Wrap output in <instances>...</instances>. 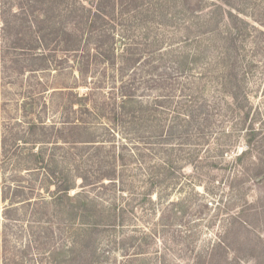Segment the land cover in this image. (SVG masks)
Wrapping results in <instances>:
<instances>
[{
	"label": "rangeland",
	"instance_id": "1",
	"mask_svg": "<svg viewBox=\"0 0 264 264\" xmlns=\"http://www.w3.org/2000/svg\"><path fill=\"white\" fill-rule=\"evenodd\" d=\"M207 1L202 8L195 1L193 15L179 8L182 16L166 21L165 29L152 25L148 41L155 42L146 53L138 30L139 65L123 77L95 64L85 83L61 59L53 64L61 69L23 77L0 64V264H264V176H256L264 170V0H231L233 9L224 7L243 21L237 42L239 62L248 68L247 99L238 100L224 91L220 39L203 35L217 26L227 32L224 11L203 26L205 14L223 4ZM1 28L0 20V35ZM66 88L94 112H63ZM122 92L138 103L125 101ZM122 102L128 110L118 108ZM26 114L57 125L38 130L47 153L66 119L86 122L88 138L98 142L59 141L53 150L59 168L67 164L87 178L77 179L70 195L119 218L93 233L89 249L81 236L94 214L84 224L62 219L47 173L11 161L16 139L26 138ZM64 136L71 138L69 129Z\"/></svg>",
	"mask_w": 264,
	"mask_h": 264
},
{
	"label": "trees",
	"instance_id": "2",
	"mask_svg": "<svg viewBox=\"0 0 264 264\" xmlns=\"http://www.w3.org/2000/svg\"><path fill=\"white\" fill-rule=\"evenodd\" d=\"M10 1L0 0L2 23L0 64L3 63V70L6 72L12 70L13 75L23 77L30 73L45 72L54 67L61 69L63 65L53 66L55 61L61 59L59 64L69 63V69L73 73L77 72L78 78L85 83L94 74L91 67L95 64L116 69L120 77L135 71L140 61L138 46L134 40L138 30H142L145 36L146 49L143 52L146 53L155 42V37L148 41L153 31L152 25H160L161 29H165L168 27L166 21L182 16L179 8L186 15H193L195 10L191 11V6L195 1L198 2L200 8L203 7L202 5L209 4L207 0H15V4ZM217 1L223 5H216V10L205 14L204 27H208L214 16H218L216 12L224 11L225 6L233 9L231 0ZM174 5L177 6L174 7ZM171 11L172 13H169ZM224 14L228 21L227 32L220 31L217 26L216 30L210 29L203 32V35L213 36L215 34L216 40L220 39L219 43L222 48L218 50L217 63L224 69V91L233 100L247 99L245 81L248 68L239 62L237 42L242 35L239 26L243 21L232 11H224ZM160 43L158 40V47ZM185 60L180 66L183 72L187 71L189 57L186 56ZM148 72L150 73V69ZM66 89V92L65 90L61 92L69 96L63 112L69 110L74 113L94 112L95 108L85 103L86 98L75 94L73 88ZM122 96L127 102L138 103L133 94L123 93ZM75 106L78 108H74ZM118 108L128 110L123 102ZM25 113H27L26 110ZM26 115L30 118L25 132L26 138L23 142H17L20 139H16L17 150L15 149L10 156L11 161L17 165L24 162L26 170L35 169L47 173L51 179L48 181H52L51 186L55 188V196L51 203L60 210L61 215L68 217L61 216L62 219L79 221L84 224L94 214L92 215L94 220L87 224L88 226L85 227L87 230L81 236V242H83L81 245L84 249H89L93 233L101 229L102 225L116 226L119 218L116 215L103 216L96 210V206L91 205L92 202L88 203L87 198H81V196L75 198L70 195L71 191L76 188V180L81 178L85 182L87 178L80 174L79 176L72 174L67 164L59 168L55 164L57 159L53 150L59 147V141L75 146H87L89 143L96 145L98 142L92 141L93 138H88L93 136L88 134L90 126L86 122L77 118L71 121L66 119L61 123V128L56 130L59 135L53 138L52 151L47 153L45 144L48 142L37 138L38 130L55 129L57 125L47 126L30 116L34 114ZM67 129L70 130L72 141L64 136ZM248 153L245 151L238 158L241 160ZM55 169L59 172H55ZM114 172H116L115 169ZM256 176L258 178L264 176V170H260ZM108 178L113 177L108 176ZM20 190L21 188L18 187L16 191ZM8 199L5 197L4 201L13 202L12 198L11 201ZM86 239L88 240L87 246ZM84 249L82 250L85 251ZM75 250L76 247L70 249L67 255H60L68 257Z\"/></svg>",
	"mask_w": 264,
	"mask_h": 264
}]
</instances>
